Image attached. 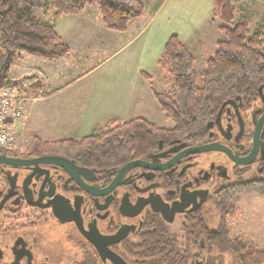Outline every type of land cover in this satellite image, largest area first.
Returning a JSON list of instances; mask_svg holds the SVG:
<instances>
[{
  "label": "flooded vegetation",
  "instance_id": "obj_1",
  "mask_svg": "<svg viewBox=\"0 0 264 264\" xmlns=\"http://www.w3.org/2000/svg\"><path fill=\"white\" fill-rule=\"evenodd\" d=\"M226 101L204 136L164 139L111 164L86 159L66 144L21 146L13 138L0 145V264H54L65 244L80 256L75 264H112L107 253L137 264L155 254L140 252L155 233L185 253L195 219L212 209V195L264 179V81ZM211 144L223 151L187 153ZM136 161L143 166L123 170ZM195 237L202 248L204 238Z\"/></svg>",
  "mask_w": 264,
  "mask_h": 264
},
{
  "label": "trees",
  "instance_id": "obj_2",
  "mask_svg": "<svg viewBox=\"0 0 264 264\" xmlns=\"http://www.w3.org/2000/svg\"><path fill=\"white\" fill-rule=\"evenodd\" d=\"M213 4L211 21L222 38L205 61V68L195 66L196 57L176 35L165 43L156 65L164 87L163 92H151L169 128L160 127L143 118L129 121L110 119L104 127L78 141L64 142L76 146L86 159L111 164L127 157L133 150L138 154L170 139L194 140L205 135L206 124L212 121L221 104L237 94L254 91L264 81V12L261 23L249 35L248 18H237L234 0H210ZM96 7L103 23L116 31L143 14L139 0H0V90L8 86L21 88L12 81L10 69L28 54L47 59L65 58L69 48L54 29L53 23L62 15H76L85 7ZM52 12V23L42 22L41 15ZM264 196V179L238 182L219 189L211 197L218 210L219 224L211 230L206 217L196 218L193 232L182 253L176 243L155 233L140 245V252L155 253L137 258V264H224L229 255L236 264H264V249L239 237H230L228 221L238 215L234 205L238 197ZM204 238L203 247L196 241ZM199 251L198 256L195 255Z\"/></svg>",
  "mask_w": 264,
  "mask_h": 264
},
{
  "label": "crops",
  "instance_id": "obj_3",
  "mask_svg": "<svg viewBox=\"0 0 264 264\" xmlns=\"http://www.w3.org/2000/svg\"><path fill=\"white\" fill-rule=\"evenodd\" d=\"M139 1L143 14L124 31L106 26L99 10L87 6L53 23L69 48L67 57L21 55L9 72L28 98L24 114L11 123L14 143L78 141L110 119L154 118L160 108L150 87L152 78L160 77L156 63L168 38L178 36L192 52L191 45L206 47L205 38L221 32L211 21L210 0ZM233 4L238 19L250 21L256 11L262 21L264 0ZM40 19L52 23V12Z\"/></svg>",
  "mask_w": 264,
  "mask_h": 264
},
{
  "label": "rangeland",
  "instance_id": "obj_4",
  "mask_svg": "<svg viewBox=\"0 0 264 264\" xmlns=\"http://www.w3.org/2000/svg\"><path fill=\"white\" fill-rule=\"evenodd\" d=\"M254 11L255 10L250 12H254ZM260 15L255 11L254 16H251L252 18L250 19L249 35L253 33L254 28L257 27L258 24L260 23L261 21ZM213 26L215 30L216 25ZM221 38H222V33L221 34L218 33L217 38L210 34L205 38L206 47H204L203 45L202 46L191 45L190 48L194 56L196 57L195 66L197 68L199 69L205 68L206 59L211 55V53L217 47L215 41ZM151 85L158 92H163L165 90L161 84V80L158 75H155L154 79L152 78ZM12 87L13 88L15 87L19 91V88L17 86L11 85L5 87L3 88L4 90L3 89L0 90V98H1V94L4 91ZM153 114L155 115L154 118H149V121H153L160 127L169 128L172 126V123L169 120L165 119L162 114H160L159 109H154ZM13 121L7 122L5 126H8L9 128L13 129L11 125ZM250 178L251 176H248L245 177L244 179H250ZM209 204L211 205L212 209L210 210L209 214H207L206 217L207 226L211 230H214L217 228L219 224V213L218 210L212 205V203ZM234 205L238 210V215L232 221H228L230 237L232 238L239 237L245 242L255 244L259 249H264V196H260V195L241 196L237 198ZM52 258L54 264H75L76 262L79 261L80 256L78 254L74 255V252L72 251V249H70V245L65 244L62 247L60 246V249L58 251H55ZM223 258H224L223 259L224 264H236L228 254L224 255Z\"/></svg>",
  "mask_w": 264,
  "mask_h": 264
},
{
  "label": "built area",
  "instance_id": "obj_5",
  "mask_svg": "<svg viewBox=\"0 0 264 264\" xmlns=\"http://www.w3.org/2000/svg\"><path fill=\"white\" fill-rule=\"evenodd\" d=\"M4 90V89H3ZM27 96L15 87L8 88L0 98V145L7 146L14 138V130L5 126L7 122L20 117L25 112Z\"/></svg>",
  "mask_w": 264,
  "mask_h": 264
},
{
  "label": "water",
  "instance_id": "obj_6",
  "mask_svg": "<svg viewBox=\"0 0 264 264\" xmlns=\"http://www.w3.org/2000/svg\"><path fill=\"white\" fill-rule=\"evenodd\" d=\"M231 101H226L223 103V106L227 103H230ZM222 106V107H223ZM221 111H222V108L218 111L217 113V117H216V120L218 121L219 118H220V115H221ZM213 150H220V151H223V149L221 147H218L216 145H203V146H198V147H192L190 149L187 150V153H202V152H207V151H213ZM59 157L56 158V160H60L58 159ZM130 166H143L141 164V162H132V163H129L127 164L125 167H123V170L127 167H130ZM92 241V240H91ZM94 243V246L96 247V249L100 252H102V246L97 243L95 240L92 241ZM107 255V258L109 259V261L112 263V264H127L124 260H122L121 258L117 257L116 255H112V254H106Z\"/></svg>",
  "mask_w": 264,
  "mask_h": 264
}]
</instances>
